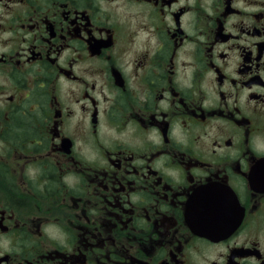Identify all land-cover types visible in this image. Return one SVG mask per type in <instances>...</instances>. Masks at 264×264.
Returning a JSON list of instances; mask_svg holds the SVG:
<instances>
[{
  "label": "flooded vegetation",
  "instance_id": "af4514ba",
  "mask_svg": "<svg viewBox=\"0 0 264 264\" xmlns=\"http://www.w3.org/2000/svg\"><path fill=\"white\" fill-rule=\"evenodd\" d=\"M0 264H264V0H0Z\"/></svg>",
  "mask_w": 264,
  "mask_h": 264
}]
</instances>
